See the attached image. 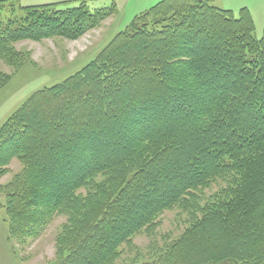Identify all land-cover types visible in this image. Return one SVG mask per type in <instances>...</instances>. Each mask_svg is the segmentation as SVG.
<instances>
[{"label":"trees","instance_id":"trees-1","mask_svg":"<svg viewBox=\"0 0 264 264\" xmlns=\"http://www.w3.org/2000/svg\"><path fill=\"white\" fill-rule=\"evenodd\" d=\"M8 1L0 56L79 38L115 5L20 7L4 23ZM214 1H160L3 124L0 168L24 165L8 187L10 238L65 215L50 264H116L177 212L182 232L139 264H264V36L249 8L237 18Z\"/></svg>","mask_w":264,"mask_h":264},{"label":"rangeland","instance_id":"rangeland-1","mask_svg":"<svg viewBox=\"0 0 264 264\" xmlns=\"http://www.w3.org/2000/svg\"><path fill=\"white\" fill-rule=\"evenodd\" d=\"M82 0H11L5 3L1 16L4 23L12 18H22L20 7L40 6ZM89 9H114L104 12L95 27L83 36L70 39L55 36L41 41L25 39L14 42L9 51L0 56V77L8 81L0 87V128L37 91L51 88L75 75L90 64L106 46L133 21L162 0H85ZM214 6L231 10L239 17L240 9L249 8L255 22V37L264 36V0H217ZM65 6H61L64 8ZM13 9L16 10L13 13ZM129 131V130H127ZM123 133H126L124 129ZM128 135V133L126 134ZM0 175V264H50L58 259V238L67 224L68 216L59 215L43 229L20 238H10L6 213L8 187L21 175L24 165L17 159L3 167ZM216 190H213V193ZM210 196L211 192H208ZM179 213H166L161 225L152 234H142L133 240V248L123 250L116 264H139L157 253V249L176 239L184 229Z\"/></svg>","mask_w":264,"mask_h":264},{"label":"bare ground","instance_id":"bare-ground-1","mask_svg":"<svg viewBox=\"0 0 264 264\" xmlns=\"http://www.w3.org/2000/svg\"><path fill=\"white\" fill-rule=\"evenodd\" d=\"M150 101V100H149ZM147 103V102H146ZM123 193V192H122Z\"/></svg>","mask_w":264,"mask_h":264}]
</instances>
